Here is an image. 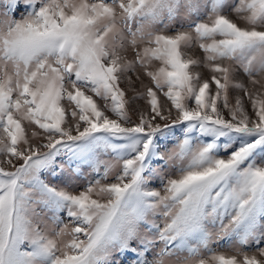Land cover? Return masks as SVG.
<instances>
[{
    "label": "snow or ice",
    "instance_id": "snow-or-ice-1",
    "mask_svg": "<svg viewBox=\"0 0 264 264\" xmlns=\"http://www.w3.org/2000/svg\"><path fill=\"white\" fill-rule=\"evenodd\" d=\"M0 264H264V0H0Z\"/></svg>",
    "mask_w": 264,
    "mask_h": 264
},
{
    "label": "rangeland",
    "instance_id": "rangeland-1",
    "mask_svg": "<svg viewBox=\"0 0 264 264\" xmlns=\"http://www.w3.org/2000/svg\"><path fill=\"white\" fill-rule=\"evenodd\" d=\"M191 54H192L193 56H196V57H199V56L202 55V54L199 52L198 49H197V50H194ZM205 72H206V70H205ZM240 79H242V80H244V81L246 82V77L241 76ZM145 82L147 83V80H145ZM130 95H131V94H130ZM161 101H162V102L164 101V98H163L162 96H161ZM141 103H143V102L141 101ZM85 171H87V169H85Z\"/></svg>",
    "mask_w": 264,
    "mask_h": 264
}]
</instances>
